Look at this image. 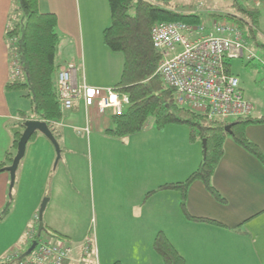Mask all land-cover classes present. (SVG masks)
I'll return each mask as SVG.
<instances>
[{"label":"crops","instance_id":"0c3cea01","mask_svg":"<svg viewBox=\"0 0 264 264\" xmlns=\"http://www.w3.org/2000/svg\"><path fill=\"white\" fill-rule=\"evenodd\" d=\"M37 2L40 13L56 17L60 35L56 60L60 69L55 82L58 72L73 65L76 84L98 89L114 87L121 77L123 59L102 40L103 31L110 25L107 0ZM246 2L259 13L257 29L264 26V6ZM11 9L12 0H0V162L3 163L6 154H12V158L15 155L12 131L23 124L19 114H30L29 100L16 91L6 90L13 59L6 39ZM246 40L248 43L247 35ZM242 60L246 61V56ZM258 69L262 74L253 93L240 81L239 87L255 107L251 118L260 120L264 119L261 89L264 72ZM92 115V126L86 134L82 100L75 101L71 110L61 112L54 125L60 148L56 166L55 151L43 135L36 133L29 140L15 174L16 200L10 195L9 174L0 173V211L10 201V210L3 220L8 221L17 213L13 222L15 235L7 238L10 240L7 246L24 237L44 196L49 194L51 198L54 193L64 191L68 183L70 190L83 186V180V189L89 196L86 203L89 221L94 226L90 233L95 240L98 264H162L153 249L154 238L160 232L183 257L184 264H264V167L256 158L226 138L211 178V185L223 203L216 201L202 183L193 182L186 190L185 210L197 221L189 220L180 205L181 192L159 188L183 182L197 169L203 158L202 142L190 140V130L184 125L158 130L154 124H148L139 133L119 138L106 134L112 128L110 112ZM244 135L264 156V123L247 126ZM81 162L85 173H79L83 168ZM22 188L29 191L26 212L20 207ZM60 211L61 215L57 210L59 217L65 213L63 204ZM43 225L66 243L71 238L81 242L85 236L86 229L80 228L71 236L69 229L66 232ZM72 248L74 255H78V247Z\"/></svg>","mask_w":264,"mask_h":264},{"label":"trees","instance_id":"16d2710c","mask_svg":"<svg viewBox=\"0 0 264 264\" xmlns=\"http://www.w3.org/2000/svg\"><path fill=\"white\" fill-rule=\"evenodd\" d=\"M107 3L110 9V25L103 31L102 40L111 52L122 55L121 77L113 89L126 94L129 105L122 116L112 117V128L106 134L121 138L139 133L146 127L148 118L152 117L158 130L169 125H184L190 129V140L204 142L203 158L197 169L183 182L166 184L159 188L179 190L182 194L180 205L185 217L197 221L185 210L187 188L193 182H200L216 201L223 203V199L211 185V178L222 157L224 141L228 137L264 167V156L244 135L247 126L264 123V119L249 117L231 121H209L204 116L177 105L174 91L166 87L156 75L160 56L152 46L150 29L159 23L197 25L201 21L196 14H183L169 8L167 0H107ZM231 7L243 17L228 14L225 16L226 20L238 25L245 31L247 38L255 36L258 30V11L246 0L243 3L232 0ZM6 39L13 41L10 49L15 54L22 74V80L8 83L6 90L16 91L30 102V114L20 113L21 121L44 122L56 138L54 125L61 118L55 82L56 73L60 69L56 60L60 44L56 17L53 14L40 13L37 0H12ZM19 127L12 131L13 149H16L21 136L22 123ZM226 127H229L228 131ZM12 156L6 154L4 163L0 162V173L4 171L6 163L11 162ZM9 210L10 201L1 212L0 219ZM53 233L56 238H61ZM153 249L162 264H184L183 257L161 232L154 238Z\"/></svg>","mask_w":264,"mask_h":264},{"label":"built area","instance_id":"2783aa9c","mask_svg":"<svg viewBox=\"0 0 264 264\" xmlns=\"http://www.w3.org/2000/svg\"><path fill=\"white\" fill-rule=\"evenodd\" d=\"M247 1L264 6V0ZM150 38L160 56L156 75L174 91L177 105L209 121L252 116L254 105L244 97L238 78L229 72L230 61L242 60L244 56L249 61L255 60L247 49L246 33L238 25L223 20L220 24L213 22L211 29H207L203 23H159L150 29ZM11 70L10 82L22 80L16 57L11 61ZM74 73L73 65L58 72V103L62 112L71 110L75 101L82 100L86 109V134L90 132L93 113L100 115L108 111L112 117L124 114L129 105L126 94L113 87L98 89L76 84ZM261 89L264 93V80ZM36 233L37 229L29 227L24 233L27 250L7 255L0 264H98L92 235L86 237L74 258L69 245L43 240Z\"/></svg>","mask_w":264,"mask_h":264},{"label":"rangeland","instance_id":"374dc122","mask_svg":"<svg viewBox=\"0 0 264 264\" xmlns=\"http://www.w3.org/2000/svg\"><path fill=\"white\" fill-rule=\"evenodd\" d=\"M240 2L243 3V0H240ZM167 3H168L169 8H172L183 14H196L199 17L201 23H204L207 29H211V26L213 23L212 20H215V22L218 24L223 23V20H218V19H222L228 14H234L236 16H240L241 18L243 17L242 14L235 12L229 6L232 3V0H167ZM212 14L218 17L217 18L212 17L211 16ZM258 30L259 31L257 34L255 33V36H248V43H247V49L255 57V60L250 61L249 64L247 63L248 62L247 60L229 62V64L231 65V73L238 78L241 85L244 84V87H247L249 92H252V93L254 92L253 89H254L256 80L259 79V76H261L262 74V72H260L258 68L260 67L261 68L260 70L264 72V34L262 32L264 31V26H259ZM7 42H8L9 50L13 56V59H15V54L10 49V43L13 41L9 39L7 40ZM120 56L122 57L121 54ZM257 60H259L260 63ZM250 64H252L251 67H249ZM247 89H245L246 92H248ZM148 124H154L152 117L148 118L146 125ZM53 151H55L54 148H53ZM81 164L83 165V168L79 171V173H85L86 168L82 162ZM81 177L84 179V176H81ZM9 183H10V180H9ZM81 183L85 187L84 185L85 182L83 180L81 181ZM67 186L64 188V191L59 192V193H54V195L51 198L48 196L49 194L44 196L39 204V208H40L42 201L47 200L46 208L42 216V221L44 224L46 223L50 225L52 228H56L58 230L66 231V232L69 229L70 234H72L71 236L76 235V233L78 232L80 228L84 230L86 229L85 234H84L85 235L84 239H82L81 242H76L73 238H71V240H69L68 242L75 249L76 247H78L79 249V245L83 244L86 237H88L89 235L91 236L90 231L93 232V229H94L93 221L92 220L89 221L91 219V216L89 215V210H88L89 205L87 206V203H86V201L87 202L89 201V196L86 194V190L84 191L83 186H79V187L72 186L75 188L72 190H70L71 187L69 183ZM17 188L18 187H17V180H16L14 181V185L10 193L11 198H14L15 200H16ZM28 193L29 191L25 188H22L20 191V207L22 208L23 212H26L28 210V199H29ZM8 198H9V194H8ZM62 204H63L65 213L59 217L57 214V210H59V213L61 215L60 207L62 206ZM39 208L37 211H39ZM2 211L3 210L0 211V215ZM20 211L21 210H18V212ZM50 211L51 213L49 214ZM75 215L78 218H80V215H81L82 218L78 219ZM16 217H17V213L14 215L13 218L9 219L8 221L3 220L4 218L0 220V263L4 261L7 255L12 254L14 252H24L28 248V244L25 242V239L24 237L22 238V236L19 237L15 243L13 242L11 246L9 245L7 246V244L10 242V240H7V238L8 237L13 238L15 235V229L13 227V222H14V218ZM33 220L34 221H32L31 227L36 230L38 227L37 214L34 216ZM87 221H89L88 225L86 224ZM41 239L51 241L58 245H63V244L69 245L68 243L65 242L63 238H56L55 236H53L50 230L41 232ZM92 243H93L94 250H96L95 240L93 236H92ZM76 257L77 256H75L74 258ZM96 257H97V254H96Z\"/></svg>","mask_w":264,"mask_h":264},{"label":"water","instance_id":"95a60500","mask_svg":"<svg viewBox=\"0 0 264 264\" xmlns=\"http://www.w3.org/2000/svg\"><path fill=\"white\" fill-rule=\"evenodd\" d=\"M22 127L23 129H22L21 136L17 142L15 155L12 158L11 164L8 167L4 168V171L9 174V178H10L9 190L10 191L12 190L13 185H14L15 174H16V170L18 168L19 162L24 156L26 145L29 142L32 135L39 133L43 135L52 144L55 150V154H56L54 166H56V164L58 163L60 159V148L57 143V140L54 137V134L48 129L47 125L44 122H40L37 120H28L23 123ZM228 129L229 127H226V131H228ZM202 146L204 150L205 148L204 142H202ZM46 204H47V200H43L40 205L39 211H38V215H37L38 227H37V233H36L37 236H40L41 232L46 230L42 222V216L46 208ZM30 250L31 249H29L28 252Z\"/></svg>","mask_w":264,"mask_h":264}]
</instances>
